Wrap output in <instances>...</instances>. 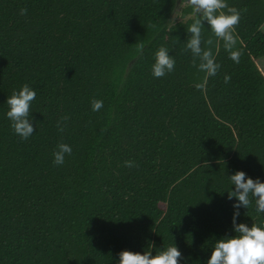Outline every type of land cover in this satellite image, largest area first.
I'll use <instances>...</instances> for the list:
<instances>
[{"label":"trees","instance_id":"16d2710c","mask_svg":"<svg viewBox=\"0 0 264 264\" xmlns=\"http://www.w3.org/2000/svg\"><path fill=\"white\" fill-rule=\"evenodd\" d=\"M177 4L0 0V264H115L122 249L172 240L184 264H205L214 239L232 234L226 176L264 180V0H226L240 12L238 63L204 25L213 76L184 46L191 6L170 22ZM161 45L175 64L153 77ZM24 83L36 95L22 140L4 101ZM58 142L72 152L54 165ZM240 213L238 223L264 220L254 203Z\"/></svg>","mask_w":264,"mask_h":264},{"label":"clouds","instance_id":"9594fccd","mask_svg":"<svg viewBox=\"0 0 264 264\" xmlns=\"http://www.w3.org/2000/svg\"><path fill=\"white\" fill-rule=\"evenodd\" d=\"M191 6L189 15L192 22L187 27V39L185 48L190 51L196 67L205 72L206 76H213L220 67L214 62L212 51L201 47V31L207 25L216 37L223 41V47L228 51L229 58L238 63L240 51L234 48L236 37L233 26L238 23L240 12L226 4V0H187ZM226 9V10H225ZM26 10L21 8L23 14ZM206 44L212 43L211 38L205 40ZM174 58L169 55L166 46H159L153 53L151 75L163 77L174 68ZM228 75L224 76L227 82ZM36 95L35 89L28 83L22 84L18 89H13L5 99L7 109L4 115L10 121V127L20 139H27L33 133V120L29 115L30 104ZM92 111H99L103 107V101L92 98L90 100ZM67 116L57 120V130L63 131L62 121ZM72 148L64 142H58L52 151V163L60 165L64 163L65 154H70ZM128 167L133 166L132 161H124ZM231 187L226 192V198L232 200V213L230 217L231 235L225 234L214 239L205 264H264V220L259 224L237 222L241 215L240 209H246L250 203H254L255 211L264 214V180L259 177L248 176L242 170H235L227 175ZM185 258L181 251L172 242L157 251H130L122 249L116 253L115 264H184Z\"/></svg>","mask_w":264,"mask_h":264},{"label":"rangeland","instance_id":"374dc122","mask_svg":"<svg viewBox=\"0 0 264 264\" xmlns=\"http://www.w3.org/2000/svg\"><path fill=\"white\" fill-rule=\"evenodd\" d=\"M186 5H189L188 2H187V0H185L181 4L178 2L177 7L175 8L174 12L171 15V18H170V22L171 23H174L175 21H178V20L181 19V17H180V10H181V8H183ZM260 29H261V31L264 32V23L261 25ZM256 65H257V67H259V65L260 66L264 65V57L259 58L256 61Z\"/></svg>","mask_w":264,"mask_h":264},{"label":"crops","instance_id":"0c3cea01","mask_svg":"<svg viewBox=\"0 0 264 264\" xmlns=\"http://www.w3.org/2000/svg\"><path fill=\"white\" fill-rule=\"evenodd\" d=\"M258 69L260 70V72L264 76V65H262V66L259 65Z\"/></svg>","mask_w":264,"mask_h":264},{"label":"water","instance_id":"95a60500","mask_svg":"<svg viewBox=\"0 0 264 264\" xmlns=\"http://www.w3.org/2000/svg\"><path fill=\"white\" fill-rule=\"evenodd\" d=\"M179 2V0H177V3Z\"/></svg>","mask_w":264,"mask_h":264}]
</instances>
